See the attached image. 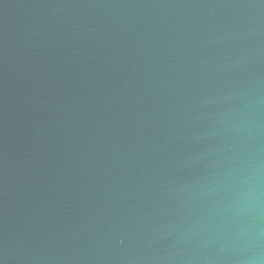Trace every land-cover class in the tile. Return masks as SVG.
I'll use <instances>...</instances> for the list:
<instances>
[{"label":"water","instance_id":"1","mask_svg":"<svg viewBox=\"0 0 264 264\" xmlns=\"http://www.w3.org/2000/svg\"><path fill=\"white\" fill-rule=\"evenodd\" d=\"M0 264H264V0H0Z\"/></svg>","mask_w":264,"mask_h":264}]
</instances>
